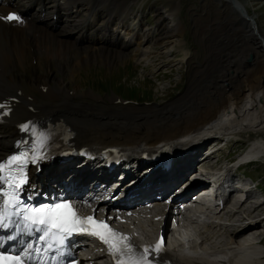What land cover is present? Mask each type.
<instances>
[{
	"label": "bare ground",
	"instance_id": "6f19581e",
	"mask_svg": "<svg viewBox=\"0 0 264 264\" xmlns=\"http://www.w3.org/2000/svg\"><path fill=\"white\" fill-rule=\"evenodd\" d=\"M11 1L13 5L24 9L29 18L23 24L7 23L0 19V98H3L10 108L7 113L0 116V158L12 150L17 139L31 133L23 131L20 127L23 121L30 118L45 129L53 128L58 133L70 132L72 135L65 140V143L76 151L81 146H87L97 152L109 144L122 146L125 150H138L135 146L123 142L124 138H114L116 140L100 138L104 133L97 134L91 128L94 118L89 114L91 110L89 103L83 99H76L84 95L91 97L94 93L90 92L91 89L80 90L78 83L71 85V82L76 78L75 73L92 60L110 65L116 63L114 62L116 59L124 58L125 64L127 62L125 50L136 43L135 51H137L143 42H150L152 36L149 32L140 31L139 27L134 31V27L128 28L127 21L121 19L116 23L106 21L95 27L93 23L98 15L90 12L84 18L87 23H84L81 15L85 13L78 0ZM216 1L220 13L218 17L221 19L228 9L227 1ZM239 3L244 7L241 1ZM176 6H172L170 10L161 5L155 6L156 25L162 23L160 29H164V34L157 36L153 42L160 38H164L161 44L173 42L174 39L179 42L176 34L181 29H179L180 19L174 10ZM3 8L4 5L0 4V10ZM128 8L129 3L122 8L121 13ZM53 14H56L57 19L53 20ZM61 16L64 19H59ZM116 16L118 14L114 17ZM252 17V22L258 24L257 18ZM57 23H61L58 28L52 27ZM110 25L112 29H109ZM217 28L225 34V37H227L226 32L231 29H226L221 24ZM233 28L243 29V26L236 24ZM117 29H119L118 34ZM203 30L202 28L201 32L196 31V34L201 33V40L205 39L202 36ZM121 31L126 39H121ZM115 34L119 42L111 41ZM261 35L264 37V32L261 31ZM243 41L246 42L244 39ZM206 42L207 46L204 50L212 49L213 44L210 41ZM224 45L220 48L227 52ZM246 45L243 54L252 47L249 43ZM172 46L173 44L166 47L167 50ZM253 48H255L254 43ZM254 52L256 54V50ZM257 57L263 58H260V66H253L254 71L258 68L256 73L247 71L249 66L237 69V73L227 75L228 78L220 73L219 76H222L221 80L224 83L217 82L215 79L218 77L209 74L208 67L212 65L208 64V61H206L208 67L199 66L190 81L196 79L198 84L195 86L203 88L205 93L194 97V105H190L184 113V123L175 129L179 136L186 138L185 142L204 141L209 136L221 140L224 136L236 135L239 131L264 132V50L258 52ZM224 58L226 60H223ZM227 59L230 58L223 55L220 64L215 63L213 67L225 70ZM69 83L71 87L68 89ZM9 96H15L17 99ZM67 126L69 129H66ZM181 137L174 141H179ZM249 146L236 158L264 155L263 138L252 139ZM200 148L201 145L192 146V151L176 163L192 162ZM209 155L203 157L206 167L213 164L211 160L214 161L215 155ZM233 165L234 163L223 164V161H220V166L213 169V173L223 177L222 182L230 185L234 174L229 170ZM57 167L58 165L55 168ZM68 167L69 165L63 169ZM50 171L51 169L44 171L37 180L45 181ZM177 179L178 176L160 174L152 181V185H157L156 190L159 193L160 189L170 188ZM263 200H257L250 206L244 204V201L240 203L233 201L230 208L222 207L217 212V216L227 218L228 222L207 224L198 231L199 246L186 248L182 244L167 245L159 253H151L150 258L162 264H264L262 255L264 217H256L253 223L243 224L244 218L254 217L250 215L252 211H255L256 216L264 212ZM154 201L159 203L157 198ZM126 227L128 228L127 225ZM155 231L157 224L151 220L150 223L141 225L140 234L150 238ZM129 232L135 235L132 230ZM248 232L249 234L245 236ZM134 242L136 243L135 240ZM137 242L141 247L142 241L137 240ZM100 259H103V256H94L87 260L94 264H107Z\"/></svg>",
	"mask_w": 264,
	"mask_h": 264
},
{
	"label": "snow or ice",
	"instance_id": "6c2138e0",
	"mask_svg": "<svg viewBox=\"0 0 264 264\" xmlns=\"http://www.w3.org/2000/svg\"><path fill=\"white\" fill-rule=\"evenodd\" d=\"M0 19L23 22L14 13ZM20 127L25 132L31 131L34 140L30 148L0 160V230L9 233L0 238V248L5 241L15 242L21 234L27 235L29 240L22 241L19 252L0 251V264H60L66 241L76 234L98 238L107 246L115 264H152L150 255L163 250V240L155 246H136L130 237L115 231L106 221L79 216L70 201L45 205L25 202L22 192L28 182L27 168L45 158L49 134L37 133L35 126L27 123ZM28 143L24 140L18 142V146ZM33 234H36L34 239Z\"/></svg>",
	"mask_w": 264,
	"mask_h": 264
},
{
	"label": "rangeland",
	"instance_id": "374dc122",
	"mask_svg": "<svg viewBox=\"0 0 264 264\" xmlns=\"http://www.w3.org/2000/svg\"><path fill=\"white\" fill-rule=\"evenodd\" d=\"M145 1H147V3H150V1H152V0H145ZM159 3H163L165 5H167L168 3L171 5H173V4L175 5L178 3V11L180 12L181 22H182V26H183L182 33H181V37L183 38V40L181 41V43L182 42H183L182 44L188 43V44H190L192 49H194L193 54H192V58H191L192 62L193 61H200L203 58V54L201 53V50H204V47H206L204 45V42H206V41L200 40L201 39L200 38V35H201L200 32L202 31L201 25L203 23H205L206 21L214 20V16H215V12H214L213 5H212L213 4L212 0H154V5H157ZM253 3L249 4V5L256 6L257 10H259V14H258L259 18H258L257 23L262 28H264V0H253ZM114 7H116V4H114ZM217 7H219V5ZM217 7H216V9H217ZM174 10L176 13L177 6L174 7ZM153 12H152V14H153ZM218 15H220V13ZM252 16H255L257 18V16L254 14ZM149 19H150V21L152 20L151 16L149 17ZM217 25L218 24H216V23L211 24V27H214L213 28L214 32L217 31ZM195 26H199L198 29L196 30V31H198V30L200 31L198 34H196L193 31V28ZM186 29H187V31H186ZM241 30H243V29H238V28L230 29L229 31H227V38H229L233 34H235L237 41L234 42V44H242L244 41H243V37L241 34ZM237 31H239V33H236ZM204 34H205V32L203 30V35ZM178 40H179V38H178ZM160 42H161V40H160ZM160 42L148 44L152 48L148 47L147 48L148 50L143 49L139 58H137L138 56L137 57L131 56L130 51L127 52V56H126L127 62L125 64L123 61L124 58H122V59L118 58V59H116V61H114L116 63L110 64V65L100 63L99 60H92V61L86 63V65L84 67H81L79 72L75 73V75H74V77H76L80 73V75H81L80 78L83 80L80 82L79 77H76L75 80L77 81V83L79 85H80V83L83 84L85 81V86H87V87L89 86L90 82H94L96 85V88L94 90L96 92L99 91L102 94H106L107 93L106 92V85L103 84L101 81H103L102 78H106L108 76L111 79L110 88H112L114 90H120L122 88H130L131 86H133L135 84H139L141 86L135 87L136 89L141 90L143 88L144 90H146L147 93H149L148 90L152 92L153 84H155V82H156L155 79L152 77V75H151V80L149 78L142 79L140 76H138L137 80L135 82H132L131 81V80H133V79H131L132 77H129V75L132 76L135 74L133 71L136 70L137 68H139L140 65L141 66L145 65L146 69L155 68L157 70H162V73L159 75V77H161V78L166 76L167 74H170L166 78V80L164 81L165 85L163 86L162 91H167L168 89L172 90L176 86L175 84H176L177 80H179V78H180V76H179L180 68H181V65H180L181 61L179 59L180 56L178 55V50H175V49H168L167 50L166 47H170V45H167L168 42L166 44L165 43L161 44ZM180 44H178L177 46L180 47ZM224 46H226V45H224ZM244 46L246 49L247 45L245 44ZM245 49L243 48L241 50V48L238 47L239 52H236L238 54V56L243 54ZM169 50H172V51L170 52ZM221 50H223V51H221ZM206 51H207V49L204 50V53H206ZM210 51H211V49H210ZM219 53H222V55H221V57H222L223 55L227 56V54L229 55L232 52L227 53L225 51V49L219 48ZM246 53L247 52H245V54L241 55V57L244 58ZM210 57H211L210 55L207 56V61H208V64L212 65V66H210L211 68L208 67L206 62L202 63V64L198 63L197 65H195L193 67L191 77L195 74L196 70L199 68L200 65H204V67H208V69H209L208 71H210L209 74H214L215 78L218 77L215 80L217 82H219V79H221V77H222V76H219V74L222 73V70L221 69L219 70L218 68L213 67L215 62L213 63V61L210 59ZM223 60H226V59L224 58ZM219 61H221V60H219ZM230 61H233V60H230ZM122 68H124V69L127 68L129 70V75L128 74L126 75L125 71H123ZM246 70L249 72H253V74H254L257 72L258 68L256 69V71L252 70V67H251V69L247 68ZM211 71H215V72L212 73ZM148 72H150V71H148ZM143 80L147 83V85L145 83H143ZM191 81H193V83ZM191 81H190L191 85L192 84H198L196 79H193ZM219 83H221V82H219ZM71 85H70V83L68 84V89L71 87ZM80 90H82V89H80ZM85 90H87V89H85ZM155 91H156V87H155ZM90 92L93 93L92 89L90 90ZM188 108H190V104L186 107L185 112H187ZM241 136H244V134H241ZM256 168L261 169V166L258 164V166ZM251 222L253 223V221H251Z\"/></svg>",
	"mask_w": 264,
	"mask_h": 264
}]
</instances>
